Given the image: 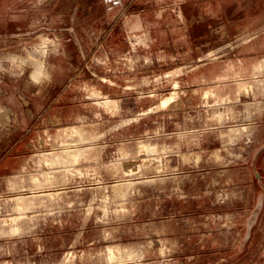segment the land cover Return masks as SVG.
Segmentation results:
<instances>
[{"label": "rangeland", "instance_id": "374dc122", "mask_svg": "<svg viewBox=\"0 0 264 264\" xmlns=\"http://www.w3.org/2000/svg\"><path fill=\"white\" fill-rule=\"evenodd\" d=\"M0 264H264V0H0Z\"/></svg>", "mask_w": 264, "mask_h": 264}, {"label": "bare ground", "instance_id": "6f19581e", "mask_svg": "<svg viewBox=\"0 0 264 264\" xmlns=\"http://www.w3.org/2000/svg\"><path fill=\"white\" fill-rule=\"evenodd\" d=\"M111 256H113V254H111Z\"/></svg>", "mask_w": 264, "mask_h": 264}]
</instances>
